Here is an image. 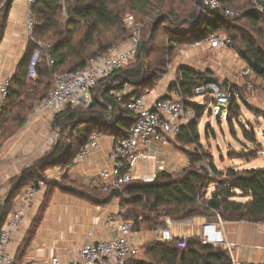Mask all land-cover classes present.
Segmentation results:
<instances>
[{
	"label": "trees",
	"instance_id": "obj_1",
	"mask_svg": "<svg viewBox=\"0 0 264 264\" xmlns=\"http://www.w3.org/2000/svg\"><path fill=\"white\" fill-rule=\"evenodd\" d=\"M153 1L64 0L62 4L61 0H38L31 9L36 18L33 35L38 42L46 43L44 39L50 42L43 50L35 78L29 76V64L38 44L28 42L27 53L11 78L9 98L0 116V139L5 137L4 140H8L24 126L37 103L51 88L56 73L82 69L92 57L128 41L132 36L125 22L128 10L146 14ZM201 2L184 0L168 8L158 18L148 36L141 39L135 61L117 69L108 80H101L92 89L90 106L86 109L67 107L61 111L54 124L58 122L62 132L68 130V135L62 136L64 140H59L51 151L23 168L19 176L9 180L10 189L0 203V229L16 197L27 186L40 181L47 184V193L59 188L81 197H91L98 202L118 197L125 218L134 221L136 231H158L166 226V217L181 221L213 211L225 221L264 222V166L229 168L224 178L215 183L209 178V169L223 175L215 164L209 161V168L197 166L203 158L195 156L197 153L189 154L188 166L177 173L160 170L152 181L135 180L109 192L103 191L101 186H80L68 177L57 180L48 179L45 175L48 168L71 165L95 130L111 132L116 136L127 135L136 120L126 107L128 99L146 93L163 77L171 61L168 56L172 54L174 45L202 40L215 29H221L222 32L228 21L227 15L223 11L204 10L199 6ZM262 4L264 6V1ZM7 9L8 3L7 8L4 6L0 11V40ZM61 10L67 13L64 24L57 20ZM262 10L250 8L245 11V17L254 27L264 21V8ZM163 23V27H159ZM224 34L234 44V38ZM237 52L254 75L264 79V48L254 39H247L245 48L237 49ZM207 82L218 83V80L210 71L198 72L188 66L179 68L177 81L170 89L178 90L183 101L197 111V117L182 127L176 143L199 142L198 122L205 107L192 99L198 96L195 88ZM127 83L132 86L131 92L123 100H118L113 91L123 90ZM232 89L234 95L227 107V115L237 106L238 93ZM210 183L217 184L216 191L209 198L201 200ZM238 195L245 200H237ZM186 242V246L180 247L177 239H152L145 246L141 245V249L144 248L150 256V261L136 259L135 256L127 264H235L229 251L219 245L203 244L199 237L187 238Z\"/></svg>",
	"mask_w": 264,
	"mask_h": 264
},
{
	"label": "crops",
	"instance_id": "obj_2",
	"mask_svg": "<svg viewBox=\"0 0 264 264\" xmlns=\"http://www.w3.org/2000/svg\"><path fill=\"white\" fill-rule=\"evenodd\" d=\"M3 1L1 2L6 8L8 3V9L0 40V80L14 76L28 47L25 22L29 6L26 0ZM2 3L0 11L3 8ZM190 47L194 48L197 57L171 65L157 84L146 91L148 105H153L159 98L169 94L170 86L177 81L181 66L191 67L198 72L210 71L217 80L224 74L228 75V72L224 70L225 65H222L230 62L220 57L230 48H211L207 43ZM209 54L217 55L220 59L207 61L206 55ZM197 63H203L204 66L199 67ZM192 101L198 102L195 97ZM32 113L23 129L11 137L4 152L0 155V196L3 197L1 200H4L10 189L9 180L21 174L25 166L46 151V147H39L36 151L35 145L40 144L41 139L45 137L46 129L43 126L49 116L46 113L36 115H32ZM100 132L102 133L100 145L91 152L87 159L79 163L73 162L67 167L51 168L45 172L46 177L57 180L68 177L80 186L99 188V171L113 165V160L109 156L113 145V133ZM152 149L156 153V173L160 170L178 171L188 164V158L172 144L163 147L154 143ZM148 170L152 172L150 166ZM216 189L217 186L214 190ZM47 191L46 184L29 206L24 225L12 233L10 248L15 264H52L53 256H58L62 261L69 262L77 255L82 244L91 240L88 237V232L94 227L97 226V233L93 240L108 239L116 234V230L109 229L107 223L109 215L124 213L118 197L98 202L91 197H81L59 188L50 190L49 193ZM16 205L15 199L11 212L16 208ZM194 217L181 221L172 220L173 234L186 239L200 237L204 230V222H219L220 218L219 229H221L226 243L219 246L229 251L233 262L235 264H264V227L261 226L262 222L225 221L215 211ZM139 233V242L142 245L143 240L148 242L154 239L157 231L144 230Z\"/></svg>",
	"mask_w": 264,
	"mask_h": 264
},
{
	"label": "built area",
	"instance_id": "obj_3",
	"mask_svg": "<svg viewBox=\"0 0 264 264\" xmlns=\"http://www.w3.org/2000/svg\"><path fill=\"white\" fill-rule=\"evenodd\" d=\"M38 0H26L29 11L25 22L28 42L38 44L30 64L29 76H37V67L43 58V50L48 46L38 42L33 29L36 18L32 13V6ZM204 10L223 11L227 15L236 14L233 10L222 7L221 0H202L199 4ZM127 27L135 26L134 16L129 14L125 18ZM141 42L139 32H134L132 37L103 54L92 57L87 66L75 71L56 73L51 88L37 103L32 115L46 113L51 117L67 107H88L92 102V89L101 81L108 80L112 74L130 64L138 52ZM209 44L211 48H230L232 39L222 32H213L206 40L194 42L193 46ZM245 75H253L252 69L247 65ZM11 78L0 80V116L3 107L9 98ZM132 86L127 83L123 90L113 91L118 100H123L129 94ZM197 95H210L213 99V110L216 114L219 105H225L222 113L227 112V107L234 95L232 86L224 87L217 82H207L195 88ZM147 94L132 96L128 99L126 107L135 115L136 120L131 125L128 134L124 136L112 135L113 145L109 156L113 160L111 167L102 168L98 177L103 191L118 190L124 185L135 180L152 181L156 176V153L152 149L154 143L165 147L171 144L181 132L183 126L188 125L197 117V111L186 104L177 89L170 90L168 95L159 98L153 105L146 103ZM102 133L93 131L87 142L80 148L74 158V163L87 159L91 152L99 147ZM150 169L152 172L148 170ZM45 182L29 185L16 197V208L10 212L0 229V264H15L14 255L10 248L12 233L19 230L26 221V213L36 197L45 187ZM195 218V217H194ZM192 218V219H194ZM191 219V220H192ZM166 226L158 229L154 239L169 241L177 239L180 247L186 246V238L176 236L171 230L172 219L166 218ZM108 228L115 229L116 234L108 239L93 240L97 233V226L88 232L91 239L79 248L77 255L69 262L62 261L58 256H53L52 264H127L141 251L139 231L134 229V221L126 219L124 213L108 216ZM219 222H204L201 236L203 244L221 245L226 243L224 235L219 229ZM264 227V222L261 224Z\"/></svg>",
	"mask_w": 264,
	"mask_h": 264
},
{
	"label": "rangeland",
	"instance_id": "obj_4",
	"mask_svg": "<svg viewBox=\"0 0 264 264\" xmlns=\"http://www.w3.org/2000/svg\"><path fill=\"white\" fill-rule=\"evenodd\" d=\"M1 1L3 0H0V4L2 3ZM182 1L184 0H154L153 5L148 9L146 14H141L136 10H128V14L133 15L135 19V26L127 27L129 32L131 35H133L134 32H139L141 39L147 37L151 28L155 26L158 18L164 14L168 8L172 7L174 4L177 6ZM262 1L264 0H261V2L260 0H221L223 8L233 10L236 14H226L228 21L226 26L223 27L222 32L232 36L234 38V44L222 55V57H220L230 63H223L222 66L225 65L224 70L228 72V75L224 74L223 77L218 80V83L224 87L231 85L232 88L236 90L238 93L237 106L233 107L230 115H227L225 111L217 116L213 110L214 104L212 97L210 95H198L195 97V100L205 107V112L198 122L200 132L199 142L195 144L176 143V138L171 142L175 148L188 158V163L189 154L195 155L196 153L197 155L195 156L203 158L202 161L198 162L197 166L204 165L209 168V161L213 162L216 168L223 174H216L209 169V178L215 181V183L224 178V174L229 168L245 169L264 166V79L254 74L245 75L243 68L248 64L237 52V49L245 48V41L247 39H254L264 48V21L257 27H254L244 15L245 11L250 8H257L263 11L262 9L264 6ZM61 2L64 4V0H61ZM193 3L195 5L197 4L196 1H193ZM2 7L4 8V3H2ZM66 17V10H61L57 16V20L61 24H64ZM163 25L164 23L159 24V27H163ZM213 31L220 32L221 29H215ZM210 34L211 33L208 35ZM205 40V37L202 38V42ZM44 41H46V43H40L48 46L47 42L50 41L46 39H44ZM193 43L194 42L178 43L174 45L172 54L168 56L171 61L167 65V71L171 65L177 62H183L186 59L197 57L194 48L190 47ZM206 58L207 61L220 59L217 55L213 54L206 55ZM134 61L135 59L132 62ZM198 66L203 67L204 64L199 63ZM79 108L86 109V107L82 106ZM61 113L62 112L54 114L44 121L43 127L46 129L44 133L45 137L41 139L40 144H37V146L35 145L36 151L39 147H46L45 153H47L52 150L59 140H64L63 138L68 135V130L62 132V127L59 126L58 122L56 125L54 124L56 117ZM22 129L23 127L20 128L16 134ZM4 138L5 137L0 139V145L2 144L0 147V155L4 152L7 143L11 140V138H9L5 141ZM45 153H41L40 156ZM186 166H188V164ZM49 169L51 168L47 170ZM180 170L172 172L177 173ZM215 183H210L207 186L201 200L209 198L212 192L216 191L214 190L217 186ZM2 198L3 197L0 196V202L3 201L1 200ZM236 199L245 200L241 195H238ZM144 244H146L145 240H143L142 246H145ZM136 259L150 261L151 258L146 250L142 248L140 253L136 256Z\"/></svg>",
	"mask_w": 264,
	"mask_h": 264
},
{
	"label": "water",
	"instance_id": "obj_5",
	"mask_svg": "<svg viewBox=\"0 0 264 264\" xmlns=\"http://www.w3.org/2000/svg\"><path fill=\"white\" fill-rule=\"evenodd\" d=\"M224 109H226V108H225V105L220 104V105H219V110H218V112L216 113V115L219 116L220 114H222V112H223Z\"/></svg>",
	"mask_w": 264,
	"mask_h": 264
}]
</instances>
